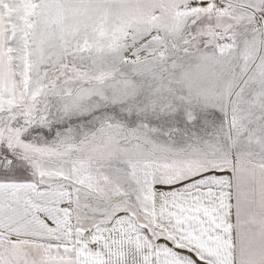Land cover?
I'll return each instance as SVG.
<instances>
[{"label": "snow or ice", "instance_id": "1", "mask_svg": "<svg viewBox=\"0 0 264 264\" xmlns=\"http://www.w3.org/2000/svg\"><path fill=\"white\" fill-rule=\"evenodd\" d=\"M0 264H264V0H0Z\"/></svg>", "mask_w": 264, "mask_h": 264}]
</instances>
